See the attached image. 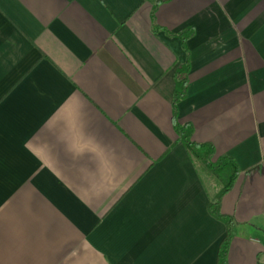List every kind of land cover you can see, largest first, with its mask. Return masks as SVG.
I'll return each instance as SVG.
<instances>
[{
    "label": "crops",
    "instance_id": "obj_1",
    "mask_svg": "<svg viewBox=\"0 0 264 264\" xmlns=\"http://www.w3.org/2000/svg\"><path fill=\"white\" fill-rule=\"evenodd\" d=\"M185 123L240 169L229 264H264V0H0V264H218Z\"/></svg>",
    "mask_w": 264,
    "mask_h": 264
},
{
    "label": "trees",
    "instance_id": "obj_2",
    "mask_svg": "<svg viewBox=\"0 0 264 264\" xmlns=\"http://www.w3.org/2000/svg\"><path fill=\"white\" fill-rule=\"evenodd\" d=\"M192 31L185 40L192 35ZM189 61L180 65L176 72V104L186 96L188 85ZM180 140L183 141L188 154L196 166L215 184L217 195L210 204L213 215L224 221L227 225V234L221 241L218 254V264H229L228 252L233 236V223L230 217L220 212L222 197L233 187L239 174V166L234 158L220 156L215 158V148L210 143H199L192 139L193 127L190 123L177 125Z\"/></svg>",
    "mask_w": 264,
    "mask_h": 264
}]
</instances>
